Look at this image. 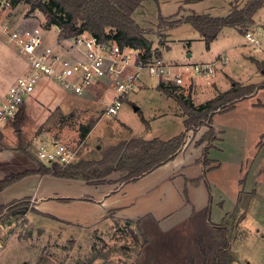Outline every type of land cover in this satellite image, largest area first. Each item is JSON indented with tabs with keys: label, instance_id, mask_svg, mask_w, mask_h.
<instances>
[{
	"label": "rangeland",
	"instance_id": "obj_1",
	"mask_svg": "<svg viewBox=\"0 0 264 264\" xmlns=\"http://www.w3.org/2000/svg\"><path fill=\"white\" fill-rule=\"evenodd\" d=\"M7 1L9 7L1 11L2 18L21 27L45 22L41 11L29 10L27 0H19L14 6ZM245 1L143 0L133 14L139 25L154 30L146 36L152 41L153 51H160L166 60L204 63L214 61L219 53L226 56L223 64L218 62L216 73L210 80L216 85L194 75L196 84L174 87L178 93L190 95L197 106L227 90L233 81L241 85L264 84V48L253 51L244 45L245 38L241 33L224 27L214 47L208 50L203 38L188 23L164 28L165 37L160 43L156 31L158 15L171 17L177 13V17H184L197 13L221 17L229 13L232 3L242 6ZM253 19L256 23L249 29H264V24H260L264 22V6ZM106 32L112 33L109 28ZM187 53L191 56L186 57ZM255 58L263 64H257ZM145 84L130 92L114 115L105 112L98 91L91 92L88 98L58 86L52 90L55 101L58 99L57 104L47 101V97L43 98L45 103L34 102L30 107L28 103L24 104L25 119L19 127V134L13 127L14 118L0 128V150H4L0 158L6 160L4 166L13 173L37 166L40 161L36 157V148L41 142L58 141L77 146L79 159H88L100 158L107 146L119 140L133 137L166 140L182 131L180 118H185V112L179 103L158 90L154 80L148 79ZM41 85L45 83H39L37 87ZM135 107L138 109L134 110ZM215 114V123L226 125L227 135L221 153H215L220 167L204 178L214 186L211 202H208L203 180L186 184L184 181L185 176L193 177L202 171V166L192 161L201 154L200 145H204L198 144L206 129L203 126L188 133L186 145L174 160L141 181L122 184L119 190L115 189V180L109 184L92 185L79 179L55 177L51 186L57 195L72 198H55L39 207L40 211L51 216L39 213L34 203L28 200L17 214L0 221V236L4 241L0 264H155L162 260H168L169 264L176 256L194 252L197 233L205 232L206 225L211 222L227 227L231 264H264V138L261 136L264 134V87L257 88L252 95L236 103L235 108ZM90 120H94V127L87 138H81V127ZM256 143L258 146L254 147ZM241 145H244L243 152H240ZM182 163L186 165L179 168ZM117 175L113 173L111 177ZM168 175L176 176L173 178L174 187L170 186L166 192L162 189L166 194L163 195L161 189L158 193L151 190L144 194ZM241 178L245 180L244 187L238 184ZM185 187L190 203L194 209L200 210L194 218L190 216L192 205L185 206L181 191ZM252 188L255 189L253 193ZM105 193L110 195L104 200L101 195ZM83 195H88L89 199L80 198ZM10 196L1 194L0 201ZM96 199L102 201L97 209L94 205ZM109 211L126 218L115 217ZM149 211L158 216L172 214L163 221L145 217L144 225L140 227L131 220ZM202 225L203 229L199 230Z\"/></svg>",
	"mask_w": 264,
	"mask_h": 264
},
{
	"label": "trees",
	"instance_id": "obj_2",
	"mask_svg": "<svg viewBox=\"0 0 264 264\" xmlns=\"http://www.w3.org/2000/svg\"><path fill=\"white\" fill-rule=\"evenodd\" d=\"M19 0H10L14 6ZM29 10L38 9L44 15L45 24L57 25L60 28L59 38L73 36L86 30L101 40L114 39L120 45L137 47L144 52V57L162 55L160 51H153L152 41L147 34L153 33L152 28H144L135 20L133 14L142 4L143 0H27ZM264 6V0H246L242 6L231 5L226 16L213 17L209 14L191 13L184 17H171L158 15L156 31L159 42L165 37L164 28L170 29L181 23L190 24L203 38L206 49L224 27L237 29L239 32L254 23V14ZM109 28L112 33L106 32ZM264 84L241 85L235 81L225 90L218 92L204 104L197 106L190 95L184 96L171 85H158V90L169 97H173L185 112L183 130L169 139H144L133 137L121 140L108 146L98 159H79L67 165L58 163L47 164L40 161L35 169H25L16 173H8L0 178V191L19 178L37 172L42 175H53L61 178L81 179L90 183H111L108 176L113 172H121L116 180L118 184L136 181L141 176L154 170L160 165L173 159L185 146L188 133L197 131L205 126L206 130L198 140L202 147V163L207 166L209 149L216 139V132L212 125L213 115L231 109L236 102L252 95ZM25 119L24 104H21L14 116L13 127L19 134V127ZM94 125V120L81 127L80 136L84 138ZM264 138V134L262 135ZM63 199V198H61ZM29 198L12 200L0 204V221L7 220L11 215L17 214L25 206ZM199 213H195L196 217ZM143 216L136 221L138 227L144 225ZM196 219V218H195ZM203 229V225L201 229ZM197 249L185 256L171 260L169 264H231L232 256L229 253V238L225 225L208 223L205 232L199 231L196 235ZM155 264H168V260L158 261Z\"/></svg>",
	"mask_w": 264,
	"mask_h": 264
},
{
	"label": "built area",
	"instance_id": "obj_3",
	"mask_svg": "<svg viewBox=\"0 0 264 264\" xmlns=\"http://www.w3.org/2000/svg\"><path fill=\"white\" fill-rule=\"evenodd\" d=\"M7 7L9 1L0 0V34L24 56L26 67L0 103V125L14 118L20 105L41 82L56 83L76 94L107 82L113 93L102 102L105 112L114 115L129 93L146 85L148 79L157 85L179 87L193 84L194 75H200L209 83L218 62L223 64L226 59L223 54L204 63H180L166 60L162 55L145 58L143 50L137 47L120 45L114 39L101 40L86 30L59 38L60 28L54 24L47 26L43 22L25 27L12 24L1 17V11ZM242 35L253 51L264 48L263 28L248 27ZM36 157L47 164H72L79 160V147L58 141L41 142L36 148ZM3 245L0 236V250Z\"/></svg>",
	"mask_w": 264,
	"mask_h": 264
},
{
	"label": "crops",
	"instance_id": "obj_4",
	"mask_svg": "<svg viewBox=\"0 0 264 264\" xmlns=\"http://www.w3.org/2000/svg\"><path fill=\"white\" fill-rule=\"evenodd\" d=\"M254 23H256L255 20H254ZM260 24H264V22L262 21V22H260ZM235 30L238 31L237 29H235ZM239 33H241V32H239ZM216 38H215V40H216ZM215 40H213L211 42L209 49L211 48V46L214 47ZM244 45L250 48V46L248 45V43L246 42V40L244 42ZM220 54L221 53H219L218 55H220ZM249 54H251V53H249ZM190 56H191V53H187L186 54V57H190ZM250 57L251 58L253 57V60H254V56L250 55ZM250 57H248V58L251 59ZM255 62L257 64H263L264 61L263 62H259L255 58ZM25 67H26V60L23 57V55H21L20 53H18L15 48H13L12 46H10L5 41L4 36L2 34H0V103L3 100V98L5 97V95L7 94L9 88L11 87V85L13 84V82L15 81V79L24 72ZM226 76H227V74H226ZM215 77H216V75H215ZM43 83H45V85H47V86H45V85L38 86L35 89V91L33 92V94L27 98V100L25 101L24 104L28 103L27 106L30 107L32 105V103H34V102L36 104L45 103V100L43 99L45 97H47V101H50L53 104H57L58 99H57V101H55L56 100L54 98L55 95H54V93H52V90L58 89L57 86L60 87V88H62V87L59 86L56 83H49V84H48V82H43ZM194 84H196V82H194ZM209 84L216 85L215 81L214 82H209ZM156 88H158V85H156ZM106 90H108L107 93H105ZM93 91H98V93H100V95H99L98 98H101V99H103L105 97L108 98L113 93L112 87L109 84H107V82H100V83H97V84H94V85L88 87L85 92H83L82 94H78V95L86 96V97L89 98L90 95L92 94L91 92H93ZM218 91H220V90H218ZM126 98L124 100H126ZM244 99H242L240 101H243ZM240 101H238V102H240ZM238 102H236V103H238ZM236 103H235V105L231 109L235 108ZM255 105H257V104H255ZM251 106L253 107L254 104H251ZM137 109H138V107H137ZM231 109H229V110H231ZM217 113H220L221 114L222 112H217ZM215 115L216 114H214L213 115V118H212V125H213V127L215 129V132H216V139L214 140L213 145L209 149L208 154H207V158L210 161V164H208L207 166L203 165V163H202V147H203V145H200V147H201V154L195 156L193 158L192 163L193 164H199V165H201L202 166V169H201L202 171L200 173H198L197 175L193 176V177L185 176V178H184L185 179L184 180L185 181V184L188 183V182L198 183L200 180H203L204 186L206 187V191L208 193V202L209 201L211 202V192L213 191V188H212L213 185L211 186L210 182L205 181L204 178H205V175H207L211 171H213L215 169H218L220 167L221 163H220L219 159L215 157L216 156L215 153L216 152L221 153V150H222V147L221 146L222 145H226L225 144V140H226V135H227V133H226L227 132L226 125L216 124L215 123V120H214ZM180 119H181V121H183V118H180ZM6 123H8V122H6ZM6 123L0 125V128L2 126H4ZM182 124H183V122H182ZM93 127H94V125L92 126V128L90 129V131L86 134V136H85L86 138L88 137V135L91 132V130L93 129ZM262 132H264V129L262 130ZM262 134H261V136H262ZM124 140H128V139H124ZM119 141H121V140H119ZM118 142H116V143H118ZM116 143H113V144H116ZM260 143H259V145H260ZM113 144H111V145H113ZM263 145L264 144L262 143V146ZM243 146L244 145L239 146V148L241 147L240 148V152H243ZM257 146H258V143H256L254 147H257ZM262 146H260V148H262ZM98 149H99V147H98ZM21 151H22V149H21ZM180 152L181 151H179V153L174 158H176L180 154ZM2 153H4V150H0V155L1 156H2ZM94 153H95V155H97L96 151ZM7 158L8 157H5L4 159H7ZM174 158L171 159V160H169V161H167L166 163L160 165L159 167L155 168L154 170L146 173L145 175L141 176L136 181L129 182V183H136L138 181L143 180L147 175H149L150 173L158 170L159 168L163 167L164 165L168 164L169 162H171L172 160H174ZM88 159H92V158H88ZM94 159H98V158L95 157ZM3 163H6V160H3V158H0V178H2L3 176H5L6 174L12 172V171H8L6 168H9V167L4 166ZM190 163L191 162H189L187 164H190ZM239 163H241V162H239ZM185 165H186V163H182L179 166V168L180 167L184 168ZM36 167L37 166L32 165V166H29L27 169H35ZM240 168H241V164H240ZM113 173H117L118 174L117 177H111V175ZM113 173H111L108 176V179H110L111 181L112 180H115L116 181L122 175L121 172H113ZM178 174L181 175V176H184L181 173H178ZM175 176L168 175L167 177L161 178V180L159 181L158 184L155 183V185L152 188H149L144 194L145 195L148 194L151 190H155V191H157V193H158V191L160 189L161 190L164 189L165 192H166V189L168 191V189H169L170 186H173L174 187L173 178ZM55 177L56 176H53V175H42V174L37 173V172L29 173V174H27V175L19 178L18 180L14 181L13 183H11L10 185L6 186L4 189H2L0 191V195L1 194H6V193H8L9 195H11L7 200L0 201V204H5V203H8V202H11L12 200L21 199V198H25L26 197V198H29V200L34 203V205H35L36 209L39 211V213L46 214V215L51 216L48 213H43L42 210L40 211L39 207L46 205V203L48 201H50V200H55V198L60 199V200H62L61 198H63V199H71L72 198V197H62V196H58L57 195L58 193L51 186L52 185L51 180L55 179ZM56 178H61V177H56ZM64 179L74 180L72 178H64ZM79 180H81V179H79ZM81 181H84V180H81ZM244 181H245L244 178L238 179V184L241 185L242 187H244L243 186L244 185ZM84 182H86L87 184L99 185V184H94V183H90V182H87V181H84ZM109 183L110 182H108V183H100V184H109ZM116 184L117 185H116L115 189H118L119 190V187L122 184H119V186H118V183H116ZM165 185H169V186L167 188H164ZM118 190H117L116 193L119 192ZM164 190H162V194H163V191ZM242 190L244 191V189H242ZM181 191H182V193L184 194V197H185V206L190 207L192 205V203H190V199L188 197L187 188L185 187V189H183ZM254 191H255V189L252 188L251 189V192L253 193ZM165 192H164V194H166ZM110 194H113V192L110 191ZM110 194L105 193V194L101 195V197H103L104 200H105L106 197L108 195H110ZM163 195H161V196H163ZM161 196L159 197V200H161ZM238 196H239V193L237 194L236 201H237ZM80 198H83V199L84 198H87V200L89 199L88 195H83ZM101 199H99V200L96 199L95 200L94 205H95L96 209H97V206H101V204H102ZM235 207H236V205H235ZM191 210H192V212L190 214L191 218L194 216L195 213H198L200 211V210L194 209L193 205H192ZM204 210H205V208H204ZM109 213H112L113 216L118 217L117 215H114V213L112 211H109ZM161 214H163V213H161ZM170 214H172V213H167L165 215L163 214V216L162 215L158 216L155 213H153V211H149L148 213H146L143 216L150 215V217L153 218V219H155V220L163 221L165 218H168L170 216ZM143 216H141V217H143ZM141 217H136L135 219H131V220H134L136 222V220H138ZM118 218H126V217H120L119 216ZM208 220L211 222L210 215L208 217ZM222 221L224 222V217H222ZM211 223H213V222H211Z\"/></svg>",
	"mask_w": 264,
	"mask_h": 264
},
{
	"label": "water",
	"instance_id": "obj_5",
	"mask_svg": "<svg viewBox=\"0 0 264 264\" xmlns=\"http://www.w3.org/2000/svg\"><path fill=\"white\" fill-rule=\"evenodd\" d=\"M135 110L137 109V107L134 108Z\"/></svg>",
	"mask_w": 264,
	"mask_h": 264
}]
</instances>
